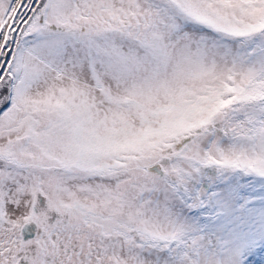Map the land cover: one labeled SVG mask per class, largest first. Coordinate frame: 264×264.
Listing matches in <instances>:
<instances>
[{
	"label": "snow or ice",
	"instance_id": "1",
	"mask_svg": "<svg viewBox=\"0 0 264 264\" xmlns=\"http://www.w3.org/2000/svg\"><path fill=\"white\" fill-rule=\"evenodd\" d=\"M0 264H264V0H0Z\"/></svg>",
	"mask_w": 264,
	"mask_h": 264
}]
</instances>
